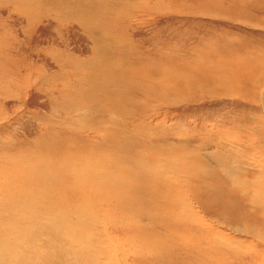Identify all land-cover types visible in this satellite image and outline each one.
I'll return each mask as SVG.
<instances>
[{"label": "rangeland", "instance_id": "374dc122", "mask_svg": "<svg viewBox=\"0 0 264 264\" xmlns=\"http://www.w3.org/2000/svg\"><path fill=\"white\" fill-rule=\"evenodd\" d=\"M47 200L69 264H264V0H0V233Z\"/></svg>", "mask_w": 264, "mask_h": 264}, {"label": "bare ground", "instance_id": "6f19581e", "mask_svg": "<svg viewBox=\"0 0 264 264\" xmlns=\"http://www.w3.org/2000/svg\"><path fill=\"white\" fill-rule=\"evenodd\" d=\"M66 3V2H65ZM79 14V13H78ZM79 16V15H78ZM217 93V92H216ZM110 154H112V153H110ZM96 155V154H95ZM107 155H109V154H107ZM106 156V155H105ZM95 157V156H94ZM96 160H97V162H93V165L94 166H96L94 169L95 170H97V172L98 173H96V172H94L93 173V171H92V174H91V176L89 177H86V178H83L82 180H83V182L85 181V182H87V183H89L88 185H89V187H92V186H94V183H96V178H98V177H100L101 179H104V180H107V183H110L111 182V178H110V176L109 175H106V178L104 177V173L103 174H101V167H100V164L102 163V160L103 159H105V158H102L101 156H96ZM109 158V157H108ZM112 158V160H113V157L110 155V159ZM70 159H71V157H70ZM109 159V162H111V160ZM115 159V158H114ZM27 161V160H26ZM107 161V160H106ZM88 162V161H87ZM108 162V163H109ZM28 163V162H27ZM91 163V162H90ZM222 163V162H221ZM24 164V163H23ZM73 164V163H72ZM71 164V165H72ZM107 164V163H106ZM92 165V164H91ZM90 165V166H91ZM114 165V164H113ZM221 165V164H220ZM93 166V167H94ZM107 166V165H106ZM109 166V165H108ZM30 167V166H29ZM88 167V165H86V166H83L82 165V167H80L79 168V166L78 167H75L72 171H69V169H71V167L69 168V166L67 167L68 169L66 170V172L65 173H67V172H69L71 175H75V176H78V177H82V175H83V171H82V169L81 168H83V170H85L84 168H87ZM111 167V166H110ZM109 167V168H110ZM221 167H223L224 168V170L226 171V166L222 163V166ZM24 168V167H23ZM89 168H91V167H89ZM113 168V167H112ZM125 169V168H124ZM127 169V168H126ZM25 170V169H24ZM28 170V169H27ZM33 170V169H32ZM103 170H106L107 171V169H103ZM159 170V169H158ZM28 171H30V170H28ZM129 171V170H128ZM127 171V173L125 174L124 172H123V175H125V177L126 178H129L131 175H132V173H130V172H128ZM13 172H16V171H13ZM12 172V173H13ZM34 172V171H33ZM88 172V171H87ZM91 172V171H90ZM89 172V173H90ZM26 172H24V174H25ZM28 173V172H27ZM31 173V172H30ZM108 173V172H107ZM68 174V173H67ZM87 174V173H86ZM85 174V175H86ZM14 175V174H13ZM35 175V174H34ZM34 175H32L33 177H35ZM69 175V174H68ZM28 176H29V174H28ZM87 176V175H86ZM24 177H26L25 175H24ZM31 177V176H30ZM84 177V176H83ZM29 178V177H28ZM73 178V177H72ZM110 178V179H109ZM22 179V178H21ZM30 179V181H31V178H29ZM34 179V178H33ZM80 180H81V178H79ZM124 179V178H123ZM171 179V178H170ZM169 178H167V180L169 181L170 180ZM24 180V179H23ZM75 181H76V179H75ZM114 181V180H113ZM168 181L166 182V184L168 183ZM17 182V181H16ZM23 182V181H22ZM61 182V181H60ZM80 182V181H79ZM117 182H119V181H117ZM5 183V182H4ZM6 183H8V181H6ZM64 183V182H63ZM24 184H25V182H24ZM27 184V183H26ZM105 184V183H104ZM104 184H102V183H100L99 182V186L100 187H102V188H105L104 186ZM114 184H116V183H114ZM118 184V183H117ZM116 184V185H117ZM15 185V184H14ZM116 185H109V187H115ZM9 186V185H8ZM7 186V187H8ZM16 186V185H15ZM66 186V185H65ZM78 186V185H77ZM167 186H168V184H167ZM211 186V185H210ZM10 187V186H9ZM12 187V186H11ZM34 187V186H33ZM70 187V186H69ZM72 187V186H71ZM188 187V186H187ZM209 187V186H208ZM5 188V187H4ZM27 188V187H26ZM65 188V187H64ZM81 188V187H80ZM84 188V187H83ZM122 187H118V189H121ZM168 188V187H167ZM22 189V188H21ZM25 189V188H24ZM35 189V188H34ZM61 189V188H60ZM88 189V188H87ZM118 189H116V191L118 190ZM124 189V188H123ZM126 189V188H125ZM188 189V188H187ZM39 190V189H38ZM62 190V189H61ZM68 190V189H67ZM79 190V189H78ZM127 190V189H126ZM5 190H3V192H4ZM33 191H35V190H33ZM37 191V190H36ZM40 191V190H39ZM64 191V190H63ZM80 191V190H79ZM78 191V192H79ZM92 191V190H91ZM29 192V191H28ZM31 192V191H30ZM30 192H29V194H30ZM73 192H75V191H73ZM87 192V191H86ZM85 192V193H86ZM5 193V192H4ZM8 193V192H7ZM20 193V192H19ZM25 193H26V191H25ZM36 193V192H35ZM62 193V192H61ZM83 193H84V191H83ZM82 193V194H83ZM116 193H118V191L116 192ZM182 193V192H181ZM11 194V193H10ZM24 194V193H23ZM108 194V193H107ZM188 194V193H187ZM4 195V194H3ZM33 195V194H32ZM71 195H73V194H71ZM64 196V195H63ZM98 196H99V194H98ZM126 196H128V195H126ZM125 196V197H126ZM42 197V196H41ZM68 197V196H67ZM73 197H74V195H73ZM20 198V197H19ZM69 198V197H68ZM102 198V197H101ZM1 199H3V198H1ZM7 199V198H6ZM6 199H5V202H7L6 201ZM15 199V198H14ZM187 199V198H186ZM24 200H26L25 198L22 200V201H24ZM71 200V199H70ZM73 200V199H72ZM81 200V199H80ZM104 200V199H103ZM117 200V199H116ZM181 200V199H180ZM15 201V200H14ZM21 201V200H20ZM32 201V200H31ZM47 201H49L50 202V200H47ZM74 201H75V199H74ZM79 201V200H78ZM82 201V200H81ZM97 201V200H96ZM111 201V200H110ZM188 201V200H187ZM26 202V201H25ZM43 203H44V201H42ZM71 202V201H70ZM80 202V201H79ZM180 202V201H179ZM178 202V203H179ZM182 202H185V201H182ZM2 203H3V200H2ZM11 203V202H10ZM18 203V202H17ZM23 203V202H22ZM51 203V202H50ZM78 203V202H77ZM11 204H13V203H11ZM16 204V203H15ZM23 204H25V203H23ZM52 204V206L51 207H48V208H46V210L45 209H43L38 203H35V204H33V208H31V209H33L34 211H35V216L34 217H30L29 216V214L27 215V216H22V218H17L18 219V221L15 223V226H19V229H20V233H22V231H24L25 233H26V236H25V238H23L22 239V235L19 237L16 233H13V232H10V233H8V231H6L8 234H10L9 236H7L6 234H4V233H0V243H2L3 244V247H1V244H0V264H11V261H15V264H69L68 263V260H69V256H67V255H65V253H64V251L63 252H61V251H57V247H56V244L58 243V246L59 245H62L64 242H67V241H69V236H71L70 234H71V232L70 233H65V234H59V232H58V230H56V225H55V223L54 224H49V223H47L48 221H47V219H48V214H50V213H52V212H54V213H56V214H62L61 212H63L64 213V211H63V209L62 210H56L55 209V207H54V203H51ZM72 204L73 203H71V206H72ZM114 204V203H113ZM182 204V203H181ZM18 205V204H17ZM27 205V204H26ZM74 205V204H73ZM179 205H180V203H179ZM11 206V205H10ZM13 206V205H12ZM11 206V207H12ZM21 206V205H20ZM24 206V205H23ZM22 206V207H23ZM1 207V206H0ZM6 207H7V205H6ZM14 207V206H13ZM16 207V206H15ZM28 208H30L29 207V205L27 206ZM73 207V206H72ZM84 207V206H83ZM87 207V206H86ZM176 207H179V206H176ZM180 207H182V206H180ZM25 208V207H24ZM89 208H90V206H89ZM93 208V207H92ZM192 208V207H191ZM4 209V208H3ZM10 209V208H9ZM81 209V208H80ZM83 209V208H82ZM184 210L182 211V218L184 219V223L186 224V222L188 223H193V221L191 220V219H194V216L192 215V214H190V211H189V207L187 206V204L184 206V208H183ZM7 210H8V207H7ZM26 210V209H25ZM191 210V209H190ZM4 210H2V212H3ZM19 211V210H18ZM27 211V210H26ZM80 211V210H79ZM94 211V210H93ZM192 211V210H191ZM8 212V211H7ZM12 212V211H11ZM16 212H17V210H16ZM20 212V211H19ZM26 213H28V212H26ZM68 213V212H67ZM80 214H81V221H82V223H83V227H84V229L86 230L85 231V238L87 239H85L86 240V242L88 243V245H90V249H86V250H84L83 252H86V251H89V252H92L93 253V255H94V257L96 258V256H95V254H94V252H93V250H101V252H100V254H102V253H104V252H107V251H105L101 246H99V245H107V238H103V239H100L99 238V236H98V234L96 233V234H94V233H92V229L91 228H95L96 227V225H94L95 223H93V224H91V223H88V221H92V220H89V219H92L93 217H94V215H92V218L90 217V214L91 213H93V212H91V213H89V216H87L88 218L87 219H85V218H82L83 217V213H81V212H79ZM69 214V213H68ZM86 214V213H85ZM119 214V213H118ZM87 215V214H86ZM142 215V214H141ZM2 216V215H1ZM5 216V215H4ZM9 215H7V217H8ZM13 216V215H12ZM136 216L137 215H135L134 216V218L136 219ZM10 217V216H9ZM19 217V216H18ZM21 217V216H20ZM51 216H49V218H50ZM180 217V218H181ZM5 218V217H4ZM134 218H132V219H134ZM179 217L177 218V219H180ZM195 218H196V216H195ZM9 219V218H8ZM52 221H54L53 220V218L51 217L50 218ZM132 219H130L129 218V220L128 221H126V222H124V223H126V224H129V225H131L133 228H136V230H140L141 228L140 227H142V224L140 225H138V224H135L134 222L136 221H130V220H132ZM142 219H143V216H142ZM2 220H4V219H2ZM13 220V219H12ZM50 220V221H51ZM58 220V219H57ZM108 221H109V219H107ZM5 221V220H4ZM3 221V222H4ZM14 221V220H13ZM47 221V222H46ZM175 221H176V219H175ZM9 221H7V223H8ZM55 222V221H54ZM140 222V221H139ZM1 224V223H0ZM117 224H119V225H122L123 223H122V221H120L119 220V222H117ZM7 225V224H6ZM10 225V224H9ZM1 226V225H0ZM63 226V225H62ZM69 226V225H68ZM111 226V225H110ZM7 227V226H6ZM91 227V228H90ZM120 228L121 227H123V226H119ZM125 227V226H124ZM61 228V227H60ZM66 228V227H65ZM126 228H127V226H126ZM3 229V228H2ZM7 229V228H6ZM18 229V230H19ZM69 229V228H68ZM143 229V228H142ZM141 229V230H142ZM60 230V229H59ZM118 230V229H117ZM140 230V232H142ZM64 231V230H63ZM67 231V230H66ZM80 232H83V230H79ZM126 231V230H125ZM132 231V230H131ZM2 232V231H1ZM107 232H109V231H107ZM107 232H104L103 234L100 232V234L101 235H103L104 236V234H108ZM127 232V231H126ZM126 232H124L123 231V229L121 228V230L119 231V233L121 234V235H124V234H126L127 236H128V233H126ZM133 232V231H132ZM150 232V231H149ZM137 233V232H136ZM83 234V233H82ZM81 234V235H82ZM17 235V236H16ZM20 235V234H19ZM80 235V236H81ZM6 237L4 240L2 239L3 237ZM83 236V235H82ZM24 237V236H23ZM130 237L131 236H129V239H130ZM2 239V240H1ZM72 239V238H71ZM136 242L137 240H135V238L134 237H131V242L130 243H133V242ZM198 241V240H197ZM196 241V242H197ZM114 242V241H113ZM112 242V243H113ZM69 243H72V241L71 242H69ZM81 243H85V241L84 240H82V242ZM112 243H111V245H112ZM144 243V242H143ZM72 244H74V243H72ZM108 244H110V243H108ZM129 244V243H128ZM9 245H11V246H17L19 249H22V252H20L19 250V252H20V254L19 253H17L16 251H15V248L14 249H10V248H12L11 246L9 247ZM142 245V244H141ZM107 246H110V245H107ZM71 248H73V249H75V246H73L72 245V247ZM97 254H98V252H96ZM87 254V253H86ZM104 255H106V254H104ZM98 257V256H97ZM100 258H101V256H99ZM98 257V258H99ZM113 257V256H112ZM107 258V257H106ZM74 259H76V260H79V255H77V257L76 258H74ZM73 259V260H74ZM99 260H101V259H99ZM101 262V261H100ZM136 263V262H135Z\"/></svg>", "mask_w": 264, "mask_h": 264}]
</instances>
